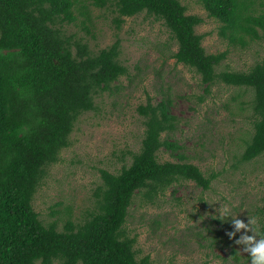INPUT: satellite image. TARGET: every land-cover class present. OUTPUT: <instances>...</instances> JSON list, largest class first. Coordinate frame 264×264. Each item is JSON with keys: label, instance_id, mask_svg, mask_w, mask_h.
Listing matches in <instances>:
<instances>
[{"label": "trees", "instance_id": "trees-1", "mask_svg": "<svg viewBox=\"0 0 264 264\" xmlns=\"http://www.w3.org/2000/svg\"><path fill=\"white\" fill-rule=\"evenodd\" d=\"M219 22L218 34L230 46L246 48L264 40V0H194ZM109 7L121 29L126 17L145 13L160 21L176 44L172 57L200 76L205 93L217 83L251 90L252 127L244 136L240 160L264 157V60L248 70H218L229 50L209 53L196 28L204 18L187 13L181 0H92ZM84 0H0V264H152L139 256L136 236L126 223L130 209L154 204L182 180L207 190L216 178L189 162L183 146L169 138L179 118L170 97L138 106L144 131L138 151L117 173L100 170L94 203L81 219L68 217L62 229L45 223L34 208L48 167L71 145L84 113L96 99L114 91L129 75L121 42L93 50L84 38L66 31ZM88 21L91 20L89 13ZM85 14V15H86ZM85 24L86 22H82ZM84 28L89 30L87 26ZM242 110V109H241ZM173 159L162 160L160 152ZM264 231V205L254 212ZM232 255L237 264L240 257Z\"/></svg>", "mask_w": 264, "mask_h": 264}, {"label": "rangeland", "instance_id": "rangeland-1", "mask_svg": "<svg viewBox=\"0 0 264 264\" xmlns=\"http://www.w3.org/2000/svg\"><path fill=\"white\" fill-rule=\"evenodd\" d=\"M84 1L91 20L82 9H76L77 20L66 24V31L76 34L75 38L83 37L95 51L119 38L120 58L129 75L116 83L112 93L97 97L96 111L79 117L71 145L48 167L33 202L35 210L45 223L57 221L60 229L68 217L81 220L94 203L100 170L119 172L131 161L129 151L139 150L144 118L138 106L148 99L158 102L170 97L172 112L179 120L169 138L183 146L189 162L206 176L215 173L216 178L207 190L182 180L152 205L141 206L137 199L130 209L127 231L137 238L139 256L149 255L152 264H237L232 250L237 252L242 246L227 235L233 228L231 215L221 217L219 210L247 221L248 215L254 216L264 205V157L240 160L243 136L252 127V110L245 102H250L253 92L217 83L205 93L200 76L172 57L177 47L160 21L140 13L126 17L117 30L110 6ZM181 1L187 13L204 18L196 31L204 35L206 51L229 50L218 70H248L264 60V40L246 48L230 46L218 34L219 22L208 17L200 4ZM160 157L173 159L164 150ZM237 256L240 264H248L247 253L241 251Z\"/></svg>", "mask_w": 264, "mask_h": 264}, {"label": "clouds", "instance_id": "clouds-1", "mask_svg": "<svg viewBox=\"0 0 264 264\" xmlns=\"http://www.w3.org/2000/svg\"><path fill=\"white\" fill-rule=\"evenodd\" d=\"M219 213L221 217L227 215L232 217L233 228L228 230L227 235L229 238L235 237L234 243L242 246L237 249V254L241 251L247 253L248 264H264V231L261 230L257 219L248 215V220L245 221L223 208L219 210ZM241 229L245 231L241 232ZM237 232H240L238 237L235 236Z\"/></svg>", "mask_w": 264, "mask_h": 264}]
</instances>
